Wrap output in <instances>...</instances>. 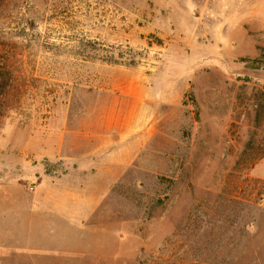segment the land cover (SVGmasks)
Listing matches in <instances>:
<instances>
[{
  "label": "rangeland",
  "instance_id": "374dc122",
  "mask_svg": "<svg viewBox=\"0 0 264 264\" xmlns=\"http://www.w3.org/2000/svg\"><path fill=\"white\" fill-rule=\"evenodd\" d=\"M0 264H264V0H4Z\"/></svg>",
  "mask_w": 264,
  "mask_h": 264
},
{
  "label": "trees",
  "instance_id": "16d2710c",
  "mask_svg": "<svg viewBox=\"0 0 264 264\" xmlns=\"http://www.w3.org/2000/svg\"><path fill=\"white\" fill-rule=\"evenodd\" d=\"M4 0H0V6L3 4Z\"/></svg>",
  "mask_w": 264,
  "mask_h": 264
}]
</instances>
